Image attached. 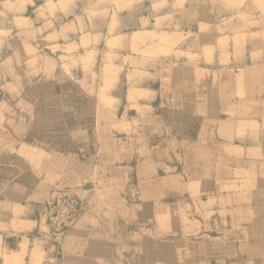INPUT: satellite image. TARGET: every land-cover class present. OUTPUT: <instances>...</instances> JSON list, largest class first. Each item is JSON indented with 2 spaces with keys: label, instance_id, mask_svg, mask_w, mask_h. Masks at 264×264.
Instances as JSON below:
<instances>
[{
  "label": "crops",
  "instance_id": "1",
  "mask_svg": "<svg viewBox=\"0 0 264 264\" xmlns=\"http://www.w3.org/2000/svg\"><path fill=\"white\" fill-rule=\"evenodd\" d=\"M116 1L119 7L115 0H0V32L11 31L31 46L41 43L61 63L75 60L76 77L90 78L85 72L96 71L97 64L100 72L106 63L117 68L107 90L113 107L104 106L111 113L109 127L120 121L115 126L137 130L119 131L125 150L118 153L121 172L128 179L135 170L136 184L123 186L119 200H95L94 189L81 190L83 209L59 252L66 258L55 264H264L243 262L239 242L255 243L258 235L255 244L264 246V9L252 0L231 6L222 0ZM241 8L245 19L235 14ZM137 31L176 32L179 38L168 53L154 52L150 43L157 37L133 44ZM237 32L243 37L239 44ZM206 46H212L208 55ZM85 52L93 56L88 65L83 62L90 59L80 56ZM133 83L144 93L129 99ZM75 142L61 160L77 179L78 162L68 163L79 161ZM16 159L0 149V244L8 252L26 242L18 252L22 264H30L35 227L15 229L13 208L18 205L20 222L36 224L52 188L45 181L37 192L25 171L21 180ZM179 196L188 197L182 207L189 204L194 214L196 202L216 198L204 209L211 211L208 224L235 242L229 254L214 252L203 217L194 228L199 230L189 233L127 231L145 206ZM181 201L167 204L169 215L178 216L172 206ZM46 250L52 259L59 255ZM0 264H6L2 255Z\"/></svg>",
  "mask_w": 264,
  "mask_h": 264
},
{
  "label": "rangeland",
  "instance_id": "2",
  "mask_svg": "<svg viewBox=\"0 0 264 264\" xmlns=\"http://www.w3.org/2000/svg\"><path fill=\"white\" fill-rule=\"evenodd\" d=\"M133 1L137 0H131V2ZM230 1L224 0L223 2L230 6L244 2V0H234L235 2L232 0L233 3L231 2V4ZM252 1L257 7L264 9V0ZM124 2H130V0ZM115 3L117 6L119 5L116 0ZM149 4L150 1H147L145 6H149ZM242 11V8L238 9L235 14L239 13L240 17L245 19L246 17ZM3 22L9 27L10 23L8 21L3 20ZM21 22L22 20L18 23ZM238 32L234 36L237 44L241 43L243 39L242 34ZM178 35L179 33L166 31L160 33L137 31L133 33L132 40L133 44H136L137 41L157 37V42L150 43V49L154 52L168 53L169 47L178 40ZM108 43L112 45L113 42L109 40ZM220 43H225V39L221 40ZM33 44L31 46L29 43H24L23 37L21 38L11 31L0 32V149L6 153L12 152L17 157V165L22 169L21 175L24 174L23 171L27 173L26 177L34 185H37V192L41 191L40 188L46 181L52 188L49 196L55 188H63L64 190L72 189L78 196L83 193H81V190L94 189L95 192L90 191L91 193H89L93 196V199L99 201L123 198V186L128 184L131 188L133 184H136V177L133 173L135 170H130L131 174L128 175V179L125 177L124 171L121 172L118 153H120V148L125 150V146L121 147L119 131L127 127H129L128 131H132L133 127L130 124L129 126H125V124L119 125L120 127L115 126L120 121H116L114 126L109 127L111 113L104 109L105 105L103 103L107 100V90L111 82L117 76V68L113 65V67L110 66L111 63H106L102 66L100 72V65L97 64L96 71L89 69L90 71L85 72L90 74V78L87 75L79 78L73 75L71 70L76 63L75 60L66 61L63 59L64 61L61 63L55 56H50L41 47V43L34 42ZM204 51L210 54L212 46H206ZM176 52L179 53L178 50ZM86 53L83 54L86 55ZM88 53L92 60V53ZM91 60L83 62L84 65H88ZM109 76L111 77L110 80H108ZM102 86H104L103 89H101ZM132 87L131 84L128 97L132 94L133 96L130 99H133L136 94L134 90L131 93ZM103 90L106 93L105 96L100 93ZM140 91H137V94L142 93ZM106 105L110 107L113 106V103H106ZM133 105L137 106L135 103ZM135 130L134 128L133 131ZM110 138H114V140L111 139L113 141L111 146ZM74 141H76V145L78 142L81 147L80 153L77 154L79 161L70 158L68 163L75 165L78 162L80 172L77 179L72 176L71 171L65 166L66 161L61 160L63 155L72 152L68 148L71 147V142ZM133 146H136L135 143L130 144L128 149H134ZM114 151L116 153L115 158ZM134 163L133 161L132 164ZM24 177L25 175H22L21 180ZM49 180L51 181L48 182ZM187 198L185 196L173 197L172 199L162 198L155 201L154 204L145 206L141 213L137 214L141 218H136L133 223L128 224L127 231H136L145 235L159 233L168 236L167 233H175L178 228H181L183 233H189L190 231L199 230V228L196 230L194 228L195 226L200 227L198 220L203 217L207 221V223L204 222L207 231L211 233L209 237L213 242L214 252L222 251L223 254L225 252L229 254L235 242L230 239L227 232L224 234L218 233L219 230L214 225L208 224V219H211V211L205 213L207 209L196 207L194 214L193 209L189 206H186L187 208L182 207V201L187 200ZM177 200H182L181 203L177 204V206L179 205V211L177 210L175 214L178 216L169 215L167 204L176 203ZM18 222H20L19 219L12 224L15 229L29 227V225L35 227L31 236L34 239L32 244L35 250L32 248L34 254H31V256L34 255L32 256L34 259L30 258V264H55L57 261L61 263L66 258L61 253L52 259L51 257L54 254L46 250V248L51 249L52 247L51 242L39 236L43 234L42 231H47L44 216L36 224L32 221L26 222L30 224H23L22 221L17 224ZM219 235L223 237H218ZM258 238V235H256L255 243H257ZM84 241L86 244L87 241ZM239 242L241 250L244 251L240 254L243 262L264 259V246L258 247L251 239L248 241L242 239ZM202 246V244L198 245L201 249ZM248 247H250L249 250ZM1 249L0 244V255H2L4 263H23L21 259L18 261L8 260L10 257H7L6 252ZM36 254H39V256ZM35 256L38 257V260ZM81 258L87 260L88 257L83 256Z\"/></svg>",
  "mask_w": 264,
  "mask_h": 264
},
{
  "label": "built area",
  "instance_id": "3",
  "mask_svg": "<svg viewBox=\"0 0 264 264\" xmlns=\"http://www.w3.org/2000/svg\"><path fill=\"white\" fill-rule=\"evenodd\" d=\"M82 209L81 198L72 189L63 188H55L39 205V219L44 216L47 225V231H43L41 237L51 242L55 254H59L66 231L77 221Z\"/></svg>",
  "mask_w": 264,
  "mask_h": 264
},
{
  "label": "bare ground",
  "instance_id": "4",
  "mask_svg": "<svg viewBox=\"0 0 264 264\" xmlns=\"http://www.w3.org/2000/svg\"><path fill=\"white\" fill-rule=\"evenodd\" d=\"M223 1H224V0H223ZM225 1H226V0H225ZM229 1H230V0H229ZM229 1L227 0V2H229ZM233 1H234V0H233ZM233 1L231 0L230 3H231V2L233 3ZM234 2H235V1H234ZM232 3H231V4H232ZM161 37H162V36H161ZM239 38H241V37H239ZM162 39L164 40V38H162ZM165 39L168 40V38H166V37H165ZM167 40H166V41H167ZM169 41L171 42V40H169ZM109 44H111V43H109ZM209 49H210V48H209ZM209 49H208V51H209ZM206 50H207V48L205 49V51H206ZM205 53H206V52H205ZM209 53H210V52H209ZM206 54H208V53H206ZM81 58H82L83 60H88V59L91 60V58H90L88 52L86 53V55H85V54L81 55ZM110 66H112V64H110ZM110 66H108V67L110 68ZM112 67H113V66H112ZM112 67H111V68H112ZM112 69H113V68H112ZM107 70L109 71V69H107ZM256 72H257V71H256ZM110 78H111V77L109 76V77H108V80H110ZM263 78H264V76H263ZM238 83H239V82H238ZM108 84H109V83H108ZM108 84H107V85H108ZM242 84H243V83H242ZM104 85H105V84H104ZM132 85H133V87H135V88L132 87V91H131V93H133V90H134V93L136 92V94H137V91H139L140 89H138V87H136L134 83H133ZM130 86H131V85H130ZM106 87H107V86H106ZM259 87H260V86H259ZM102 88H104V86H103ZM102 88H101V89H102ZM107 88H108V87H107ZM129 88H130V87H129ZM105 89H106V88H105ZM140 92H141V91H140ZM100 93L103 94V96L106 95V93H105L104 90H103V92L101 91ZM104 93H105V94H104ZM129 93H130V92H129ZM138 93H139V92H138ZM142 93H143V92H142ZM165 93H166L165 90H162V94L164 95ZM242 94H243V93H242ZM128 95H129V94H128ZM240 95H241V93H240ZM108 96H109V95L107 94V96H106L107 100H106L105 102H103L105 106H107L106 103H107V104H108V103H109V104H112V103H113V98H109L110 96H109V97H108ZM132 96H133V94H132ZM132 96H129V99H130V97H132ZM103 100H104V99H103ZM3 103H4V102H3ZM1 106H2V105H1ZM107 107H109V105H108ZM110 107H113V106H110ZM0 112H1V111H0ZM0 114H1V113H0ZM244 196H245V195H244ZM215 199H216L215 197H211L210 200H209L208 202H207V201L205 202V201H202V200H201L200 203L196 202L194 206H195V208L197 207V208L200 209L201 207L203 208L205 205H207V204H209V203H210L209 205H211ZM193 204H194V203H193ZM178 206H179V205H178ZM178 206H177V205H176V206H172V207H175V212H177V210L179 211ZM185 206H186V205H185ZM19 207H20V206H19ZM187 207H188V205H187ZM179 208H180V207H179ZM184 208H185V207H184ZM13 209H14V217H15V219H16V218L19 219L18 214H19L20 210H19V208H18V205H14V208H13ZM199 209H198V210H199ZM12 212H13V211H12ZM184 214H185V213H184ZM192 222H193V221H192ZM0 238H1V237H0ZM26 244H27L26 242H23V241L20 242L19 248H20L21 252H22V249H23V250L25 249ZM19 248L16 249V250H13V251L10 250V251L6 252L5 255H6L7 257H10L11 259H14L15 261H18V260L21 259V256L19 257V255H20L19 252H20V251L18 252ZM30 248H31V250H32L33 247H30ZM33 249H34V248H33ZM25 250H26V249H25ZM34 250H35V249H34ZM37 251H38V250H37ZM37 251H36V252H37ZM29 252H30V251H29ZM31 252H32V251H31ZM8 253H9V255H8ZM23 253H26V252H23ZM23 253H22V254H23ZM38 253H39V252H38ZM32 254H34V251H33ZM36 255H37V254H36ZM41 255H42V254H41ZM23 256H24V255H23ZM30 256H31V255H30ZM32 256H34V255H32ZM32 256H31V257H32ZM37 256H39V254H38ZM7 257L5 258V260L7 259ZM31 257H30V258H31ZM35 257H36V256H35ZM37 258H38V257H36V259H37ZM11 259L8 258V260H10V261H11ZM22 259H23V258H22ZM32 259H34V257H33ZM37 260H38V259H37ZM31 262H33V261H31ZM35 262H36V261H35ZM6 263H7V262H6ZM39 264H40V263H39Z\"/></svg>",
  "mask_w": 264,
  "mask_h": 264
}]
</instances>
